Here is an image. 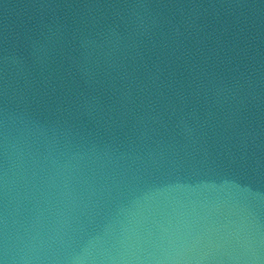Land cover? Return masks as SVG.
I'll list each match as a JSON object with an SVG mask.
<instances>
[{
	"label": "clouds",
	"instance_id": "1",
	"mask_svg": "<svg viewBox=\"0 0 264 264\" xmlns=\"http://www.w3.org/2000/svg\"><path fill=\"white\" fill-rule=\"evenodd\" d=\"M0 264H264V0L24 4Z\"/></svg>",
	"mask_w": 264,
	"mask_h": 264
},
{
	"label": "water",
	"instance_id": "2",
	"mask_svg": "<svg viewBox=\"0 0 264 264\" xmlns=\"http://www.w3.org/2000/svg\"><path fill=\"white\" fill-rule=\"evenodd\" d=\"M30 2L31 0H0V28L5 23H13L16 20V13L24 4Z\"/></svg>",
	"mask_w": 264,
	"mask_h": 264
}]
</instances>
